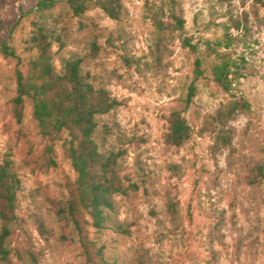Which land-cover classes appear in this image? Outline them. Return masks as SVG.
Instances as JSON below:
<instances>
[{"label":"rangeland","instance_id":"1","mask_svg":"<svg viewBox=\"0 0 264 264\" xmlns=\"http://www.w3.org/2000/svg\"><path fill=\"white\" fill-rule=\"evenodd\" d=\"M46 2L0 0V37L27 63L28 40L42 27L52 36L58 66L63 57H84L120 102L103 123L112 132L107 145L124 150L128 191L118 196L113 215L126 230L89 226L107 264H264V0H125L119 20L96 0H87L81 14L68 0ZM172 11L184 17V29L162 34L153 15L168 22ZM216 50L237 64L230 92L213 80ZM198 58L204 75L186 107ZM16 64L0 52V162L10 158L20 178L11 264H84L73 223L54 209L77 178L63 146L66 134L54 142L44 137L30 102L23 120L15 118ZM235 99L251 107L227 123L231 144L215 147L212 116ZM176 109L192 129L181 147L166 142ZM52 143L57 166L45 168Z\"/></svg>","mask_w":264,"mask_h":264},{"label":"trees","instance_id":"2","mask_svg":"<svg viewBox=\"0 0 264 264\" xmlns=\"http://www.w3.org/2000/svg\"><path fill=\"white\" fill-rule=\"evenodd\" d=\"M51 3L54 0H44ZM226 2L229 0H219ZM76 14L88 9L87 0H68ZM97 6L111 18L119 20L125 12V0H96ZM153 20L161 31H182L185 19L175 11L170 21L164 22L158 14ZM1 31V24H0ZM228 36V35H227ZM52 36L42 27L28 40L32 55L27 63L17 53L15 46L0 37V52L17 61L15 69L16 95L12 99L15 118L21 122L28 102L32 104V115L40 133L54 142L66 134L64 148L77 172L75 182L70 185L69 197L56 201L55 213L60 219L73 223L85 257L84 264H107L105 247L94 240L89 231L92 225L97 229L113 227L125 231L123 223L115 218L118 196L127 193L122 175L124 150L109 147L111 128L103 123V116L120 104L110 90L91 74L84 65V57L72 54L56 64ZM228 39L231 40L230 36ZM185 43L194 45L185 38ZM216 45H222L219 41ZM215 49V48H214ZM218 61L211 66L214 82L226 92L233 88V74L236 62L225 52L216 50ZM204 75L202 60L195 64V77L189 85L184 99L189 107L197 95V81ZM246 99H235L222 104L212 116L215 127V147L231 144V131L226 129L232 117L249 110ZM169 131L166 142L181 147L191 138V126L181 110H173L168 118ZM54 143L46 146L43 157L45 168L57 166ZM263 175V167L258 168ZM20 178L13 161L5 158L0 162V263L11 264L12 236L17 221V203ZM174 210V203H170Z\"/></svg>","mask_w":264,"mask_h":264}]
</instances>
